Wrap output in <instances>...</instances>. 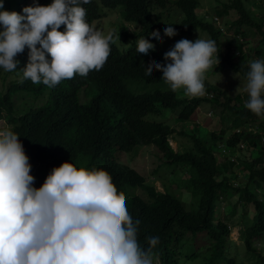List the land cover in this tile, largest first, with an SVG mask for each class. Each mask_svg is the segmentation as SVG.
<instances>
[{
  "label": "trees",
  "instance_id": "trees-1",
  "mask_svg": "<svg viewBox=\"0 0 264 264\" xmlns=\"http://www.w3.org/2000/svg\"><path fill=\"white\" fill-rule=\"evenodd\" d=\"M35 1L39 0H3V6L13 11ZM252 1L219 0L204 15L198 12L199 0H91L82 4L91 25L105 15L103 8L122 6L124 19L137 22L135 29L123 27L116 33L121 41L130 40L128 47L116 39L103 68L90 71L77 83L63 82L43 92L14 78L8 82L9 89L0 90L2 128L10 127L20 135L37 188L65 161L104 169L118 191L126 194L133 219L140 221L141 246L148 247L146 237L159 238L154 252L160 264H242L231 253L229 234L234 227L239 229L246 253L258 258H248L249 264H264L258 246L264 244V116L245 107L246 90L231 95L208 76L202 97H189L183 89L135 93L125 83L126 79L134 80L136 87L166 83L160 70L147 75L145 69L150 62H170L161 49L144 55L136 48L141 38L154 43L150 34L164 32L168 24L176 36H191L196 30L206 33L220 49V63L214 69L227 68L246 79L250 64L264 59V8L253 9ZM89 86L95 92L83 104L79 94L83 91L89 96ZM203 105L210 116L201 134L198 124L188 129L187 123ZM168 113L174 114L177 130L164 122ZM148 115L153 119H145ZM174 132L188 137L190 143L175 150L170 145V138L177 140ZM139 145H152L160 153L153 174L162 165L174 177L181 172L178 177H185L182 185L187 197L182 199L179 190L177 194L167 186L158 190L136 169L114 159L115 153ZM135 188L145 191L147 198L129 193Z\"/></svg>",
  "mask_w": 264,
  "mask_h": 264
},
{
  "label": "clouds",
  "instance_id": "clouds-1",
  "mask_svg": "<svg viewBox=\"0 0 264 264\" xmlns=\"http://www.w3.org/2000/svg\"><path fill=\"white\" fill-rule=\"evenodd\" d=\"M90 2L39 0L7 11L0 0V90L9 89L8 82L15 78L49 92L101 70L120 30L105 34L88 23L91 17L82 4ZM115 8H103L100 19ZM176 34L171 24L164 29L168 37ZM150 35L163 42L159 31ZM149 50L155 45L139 39L136 51L147 55ZM219 50L212 39L183 38L164 53L169 63L150 62L146 74L160 70L171 90L202 97L207 73L220 63ZM245 90V107L264 116V59L250 64ZM81 96H86L83 91L79 101L87 104ZM19 136L10 127L0 128V264H160L154 252L159 238L146 237L148 247L141 246L140 221L133 219L126 194L118 191L106 170L65 161L37 188ZM236 233L239 253L245 248L239 229ZM229 241L233 254L230 234ZM258 246L264 255V244Z\"/></svg>",
  "mask_w": 264,
  "mask_h": 264
},
{
  "label": "rangeland",
  "instance_id": "rangeland-1",
  "mask_svg": "<svg viewBox=\"0 0 264 264\" xmlns=\"http://www.w3.org/2000/svg\"><path fill=\"white\" fill-rule=\"evenodd\" d=\"M200 1V7L198 8V12L200 14H205L206 12H212L214 7L218 4L219 0H199ZM253 5V9H256L257 11L264 8V0H253L250 2ZM122 6H117L115 9L110 10L108 13V16L103 19H98L93 22V26L97 30H100L104 32L105 34H108L109 32H115L119 31L120 28L125 27L128 30L135 29L137 22L133 21H126L123 18L122 14ZM178 12V11H177ZM180 13V12H179ZM166 16V15H165ZM234 16H232L233 18ZM222 24V23H221ZM159 31L160 36L162 38L163 42H160L157 40L155 37V42L153 43L155 45L156 49H161L163 52V55L165 52L169 51L174 47L175 43L179 41L180 39L186 38L192 41H195L198 37L202 39H208V36L206 33L196 30L193 35L191 36H181V35H175L173 37H168L164 35L163 31ZM121 38V35H117L116 37ZM130 40L126 41H121V39H118V43L122 47H128ZM138 42V40H137ZM208 80L217 86H219L222 89H225L226 91L230 92L231 95H235L237 93H240L241 91L245 90V85H246V79H244L240 74L232 72L231 70L225 68L220 71H216L213 69L212 71H209L207 73ZM125 83L127 86L132 89L135 93H148V92H153L155 90H171L168 84L166 83H159V84H147V83H140L139 86L136 87L135 81L126 79ZM94 87H88L87 88V93L89 96H81L80 100L82 102H88L90 101L91 97L94 94ZM208 110V107L203 105L201 107V110L197 117L190 122L187 123V128L191 129L194 124H199L200 128V133L203 134L205 129V126H202V124H206L204 121L206 117H209L210 112H206ZM165 112H169L168 110H164ZM147 120H152V116L148 115L146 116ZM161 120V119H158ZM164 122L169 125L170 127H174L175 130H177L176 126L177 123L174 120V114L173 113H168L166 118H164ZM4 123V120H0V128H2V124ZM209 128L212 127V125H208ZM174 136H176L177 140L170 138V145L176 150L181 147V144H187L190 143V140L188 137L179 135L177 136V132L173 133ZM239 152H237L238 154ZM160 153H158L157 149L153 147L152 145L149 146H142L139 145L135 147L132 151H123V152H117L114 154V159H116L120 163H124L129 165L130 167L136 169L140 174L145 176L147 178V181H151L152 184L160 191L163 190L164 186H167V188L171 191H176L178 194L181 196L182 199L188 196V193L186 189L183 187V181L185 177H178L181 172L178 171L179 175H175L170 172V168H167L166 166H160L158 168V172L156 174H153L152 171L154 168H157V166L160 164V159H159ZM32 174V173H31ZM33 175V174H32ZM153 177H156L153 179ZM178 179L181 181V184L179 183ZM129 193H139L141 194L144 198H147V195L145 191H143L140 188H135L134 190L132 189L131 192ZM238 228L234 227L231 230L230 233V239L234 241V246H233V254L236 255H241L243 256L240 261L243 264H249L248 258H251L253 260L256 259V257H250L248 254H246L245 249L240 248L239 253H238V243L240 245L239 239H237L238 235ZM245 255V256H244Z\"/></svg>",
  "mask_w": 264,
  "mask_h": 264
}]
</instances>
